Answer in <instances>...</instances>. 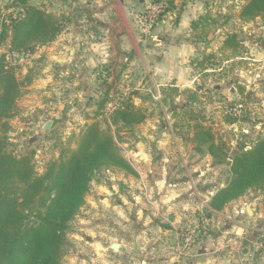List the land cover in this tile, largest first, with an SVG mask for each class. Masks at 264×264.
<instances>
[{
	"label": "rangeland",
	"instance_id": "obj_1",
	"mask_svg": "<svg viewBox=\"0 0 264 264\" xmlns=\"http://www.w3.org/2000/svg\"><path fill=\"white\" fill-rule=\"evenodd\" d=\"M27 1L60 18L63 27L71 23L75 10L100 8L97 0ZM246 1L126 0L122 6L111 1L113 12H118L112 19L124 26V33H94L95 23L91 20L79 23L86 27V42L97 43L99 51L106 55L102 62L86 67L82 61L85 57L81 56L82 45L77 44L75 59L64 68L63 78L67 83L72 80L69 87L78 93L63 97L62 110L54 115L56 119L49 114L45 117L57 124L50 135L36 140L39 152L34 154V160L38 173L44 171L49 160L58 157L69 138L77 136L92 122L97 102L108 94L110 102L103 110L106 116L113 105L125 101L132 102L146 116L141 124L131 128L119 125L112 128L119 151L127 160L133 141L144 139L154 144L157 137H169L177 140L178 148L189 154L187 161L171 163L173 168L179 167L176 181L182 183L180 176L185 175H190L186 181L193 179V184H186L192 192L189 198L198 199L193 188L207 195L208 191L223 187L230 177L228 164L211 163V159L205 160V155L196 153L191 140L192 128L197 122L210 126L216 141L227 144L230 156L264 134V21L260 17L251 20L239 17ZM19 4V0H0V18L7 20L8 15H16ZM192 22H197L198 27L193 28ZM227 34H235L241 43L239 56L228 60L230 51L221 47ZM43 47L35 45L30 54L10 53L8 40L0 38V54L7 55L18 77L26 74L31 77L22 92L39 75L37 68L46 64L45 53L40 52ZM205 55L213 56L210 63L205 62L206 69L197 65ZM97 119L101 122L100 117ZM142 124L147 128L142 129ZM32 131L27 128L25 132L29 135ZM9 142L17 154L33 148L30 141L18 144L9 139ZM195 163L207 170L194 177L196 173L187 170ZM128 175L131 174L105 168L94 173L84 203L69 221L61 264H159L164 252L175 251L176 237L168 241L170 247L165 251L160 249L161 228L170 225L165 216L161 218L153 211L152 203L159 196L154 189L155 182H148L146 187L141 181L136 185ZM135 175L132 176L135 178ZM150 190L151 197H148ZM208 196L211 197L210 193ZM235 200L243 208L246 220V207L260 210L264 216V187L250 188ZM205 208L195 211L198 224L178 227L198 226L195 241L199 229L207 222L203 223L201 216L210 217ZM255 238L249 244L252 255L238 264L264 261V249L260 247L264 231ZM112 244H119V248L113 249Z\"/></svg>",
	"mask_w": 264,
	"mask_h": 264
},
{
	"label": "trees",
	"instance_id": "obj_2",
	"mask_svg": "<svg viewBox=\"0 0 264 264\" xmlns=\"http://www.w3.org/2000/svg\"><path fill=\"white\" fill-rule=\"evenodd\" d=\"M19 1L16 15L0 18V38L8 40L10 53L30 54L35 45L54 41L63 24L43 8ZM239 17L264 21V0H247ZM191 25L198 27L197 22ZM221 47L230 51L228 60L239 56L241 43L235 34H227ZM211 57L203 56L197 65L206 69L205 62L210 63ZM30 82L28 74L19 78L7 55L0 54V264H61L69 221L84 203L94 173L105 168L136 174L119 151L113 126L131 128L146 116L128 101L113 105L106 116L103 110L110 101L105 94L97 102L92 122L69 138L58 157L49 160L39 174L34 150L17 154L10 148L8 137L9 119L17 113V100ZM192 129L194 151L209 155L215 164L229 166L228 181L215 191L204 209L208 216L248 189L264 187V134L230 156L227 144L216 141L210 126L197 122Z\"/></svg>",
	"mask_w": 264,
	"mask_h": 264
},
{
	"label": "crops",
	"instance_id": "obj_3",
	"mask_svg": "<svg viewBox=\"0 0 264 264\" xmlns=\"http://www.w3.org/2000/svg\"><path fill=\"white\" fill-rule=\"evenodd\" d=\"M97 1L99 2V9L75 10L71 14V23L66 27L62 25V30L56 39L40 50L41 53H45L46 64H42L37 68L39 75H35L32 84L25 88L26 91L22 92L18 100V113L10 120L11 130L9 135L11 137L9 139L18 144H21L22 141H26L25 143L30 141V144H33V148L30 149L34 150L35 155L39 152V148L36 147V140L50 135L56 128L57 123L54 124L52 119H56L57 116L54 115L62 110L63 97L78 93V91L74 92L69 87L72 85L70 83L72 80H68L70 82L67 83L63 78L66 73L64 68L70 61L75 59L74 52H77L79 47L77 44L82 45L81 56L85 57V60L82 61H84L86 67L90 63L102 62L106 55L105 52L99 51L97 43L86 42L88 39L85 33L86 27L79 25V23H83L84 20H91L95 23L94 33L112 32L117 34L125 32L124 26L116 24V20L112 19V16H116L118 12H113L110 2L115 1L122 6L126 0ZM119 9L121 10V8ZM52 65L57 68L53 69ZM83 79L81 78V80ZM47 114L53 117L50 119L51 122L45 118ZM47 122H50V126L45 129ZM140 127L142 129L147 128L146 124H142ZM27 128L33 130L29 135L25 132ZM154 141L156 142H153L154 144L150 143L149 140L145 142L144 139L132 142L134 143L133 146L128 149L130 157L128 161L134 168L136 175L135 178L132 175L128 176L132 183L135 181V184L139 185L141 181L145 185H143L144 187L148 182H155L156 188L154 187V189L159 196L156 198L157 201L155 200L152 203L153 211L161 218L165 216L170 225V227L161 228L163 238H161L160 249L165 251L170 247L168 241L176 237L178 227L199 223L195 211L197 212L201 207H207L208 194L211 191L215 192L218 188L208 191L207 195H202L193 188V192L198 196V199L189 198L188 196L192 192L186 184H188L187 182L193 184V179L186 181V178L190 175H185L180 176L182 183L176 181L175 175L179 167L173 168L171 164H176L179 160L187 161L189 154L178 148L180 145L175 139L157 137ZM171 143L177 144L173 146ZM175 147L179 151H175ZM195 155L198 156L196 153ZM204 159L212 160L209 155H205ZM197 164L190 165L191 167L187 170L189 173H196L194 177L202 175L207 170L199 168ZM184 167H187V165L185 164ZM151 193L152 190L147 194L148 197H151ZM134 196L138 197L135 194ZM239 205V201L235 200L226 204L223 209L211 212L205 226L201 224L202 228L199 229L196 241L190 249L182 256H179L175 251L164 252L163 257L158 260L159 264H171V262L177 264H183L184 262L187 264H238L243 259L248 260L249 256L252 255L249 244L253 243L255 237L264 231V216H261L262 212L260 210L256 211L254 207H246L245 212L248 215L246 220L244 210ZM167 243L168 246L166 247ZM244 248L247 249V253L242 256ZM257 262L258 264H264V261L261 260H257Z\"/></svg>",
	"mask_w": 264,
	"mask_h": 264
},
{
	"label": "built area",
	"instance_id": "obj_4",
	"mask_svg": "<svg viewBox=\"0 0 264 264\" xmlns=\"http://www.w3.org/2000/svg\"><path fill=\"white\" fill-rule=\"evenodd\" d=\"M212 192H210V195ZM201 221L204 223L207 221L205 217L201 216ZM198 226H190L185 228H178L176 231V247L175 251L179 256H182L189 250L191 244L195 241L196 232L198 231ZM264 249V241L260 245Z\"/></svg>",
	"mask_w": 264,
	"mask_h": 264
},
{
	"label": "water",
	"instance_id": "obj_5",
	"mask_svg": "<svg viewBox=\"0 0 264 264\" xmlns=\"http://www.w3.org/2000/svg\"><path fill=\"white\" fill-rule=\"evenodd\" d=\"M68 108H69V104L66 106V109H68ZM49 126H50V122H47V124L45 125L44 128H45V129H48ZM112 248H113V249H118V248H119V244H112ZM246 253H247V249L244 248V249L242 250V256H244Z\"/></svg>",
	"mask_w": 264,
	"mask_h": 264
}]
</instances>
